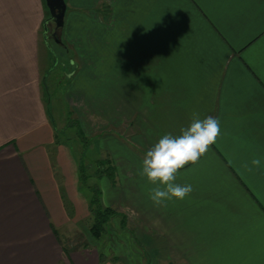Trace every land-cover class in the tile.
<instances>
[{
    "label": "crops",
    "instance_id": "0c3cea01",
    "mask_svg": "<svg viewBox=\"0 0 264 264\" xmlns=\"http://www.w3.org/2000/svg\"><path fill=\"white\" fill-rule=\"evenodd\" d=\"M64 2L61 38L76 65L68 95L103 121L93 135L73 107L96 138L88 146L115 165L116 186L99 182L101 204L131 211L132 254L147 264H264V0ZM47 17L44 0H0V264H118L62 243L89 211L73 157L54 143L49 48L39 41ZM194 116L218 118L220 135L176 175L192 192L156 205L144 156ZM120 127L130 147L104 133Z\"/></svg>",
    "mask_w": 264,
    "mask_h": 264
},
{
    "label": "rangeland",
    "instance_id": "374dc122",
    "mask_svg": "<svg viewBox=\"0 0 264 264\" xmlns=\"http://www.w3.org/2000/svg\"><path fill=\"white\" fill-rule=\"evenodd\" d=\"M47 10V8H46ZM47 15L49 17V11L47 10ZM47 17V18H48ZM46 18V20H47ZM47 42L44 41L42 36V29L39 36V41L41 44L43 43L49 48V63L46 80H45V88L47 90V95L45 100L48 98V108L51 113V121L55 128V140L54 143L58 145H63L66 154L73 157L74 159V170L77 171V166L81 162L86 167V171L88 170V174H92L94 171L95 161L98 158L110 157V155H106L104 152L99 157L98 148L92 146H87V131L85 133L81 130L83 137L85 139L79 138L75 133V128L69 126L70 120L77 119V116L73 112V107L79 106L82 111H84V120L87 127L91 128V133L93 135L100 134V130L102 127L103 121H101L100 116H96L94 114L87 113L89 109L87 107V99H78L72 100L69 95V87L72 82L73 73L76 70V65L74 64L75 59L73 54L71 53L68 46H66L64 40V31L61 38V30L56 31L57 38L60 39L61 43L55 42L52 37V32H54V24L52 22H48L47 24ZM43 85V83H42ZM44 86V85H43ZM44 90V89H43ZM48 96V97H47ZM70 99H69V98ZM73 98V97H72ZM86 127V130H87ZM123 130V127L115 129L106 130L104 133H112L115 135L121 136L120 138L126 141L127 146L130 145L128 141L129 136L131 134L130 129L127 127ZM123 133V136L121 135ZM126 134V135H125ZM90 143L95 144L96 138L94 136L89 139ZM85 141V142H84ZM130 147V146H129ZM111 158V157H110ZM88 167V169H87ZM105 179V178H103ZM77 180V179H76ZM106 180V179H105ZM108 181V180H107ZM89 185L95 184V178L91 177L88 181ZM99 183V181H98ZM79 194L85 199L90 197V193L87 188L81 183H76ZM114 197V196H113ZM112 198V197H111ZM110 198V199H111ZM115 209L116 211L123 213L118 210V206L114 199L105 202L102 206H107ZM122 210V209H120ZM128 215V223L126 225V229L122 230L119 228V218H113L107 228L105 234L100 239H93L91 234L89 233V225L91 223V218L88 216L79 222L77 227H65L63 235V245L66 249H83L87 246L91 250H96L100 254H103L102 257L104 260H113L118 261V264H146V259H138L132 254V245H131V211H126Z\"/></svg>",
    "mask_w": 264,
    "mask_h": 264
},
{
    "label": "clouds",
    "instance_id": "9594fccd",
    "mask_svg": "<svg viewBox=\"0 0 264 264\" xmlns=\"http://www.w3.org/2000/svg\"><path fill=\"white\" fill-rule=\"evenodd\" d=\"M220 131L218 118L208 116L200 119L194 116L187 127L181 128L179 135L164 134L146 152L140 174L157 185L150 194L154 204L183 200L192 192L190 184L175 182L176 175L185 165L198 163L210 151V146L216 143ZM260 164L259 158L252 160L253 166L259 167Z\"/></svg>",
    "mask_w": 264,
    "mask_h": 264
},
{
    "label": "trees",
    "instance_id": "16d2710c",
    "mask_svg": "<svg viewBox=\"0 0 264 264\" xmlns=\"http://www.w3.org/2000/svg\"><path fill=\"white\" fill-rule=\"evenodd\" d=\"M48 22L49 21L45 20L42 26V36L45 42H47ZM69 124V126L76 129L75 133L79 138L85 139L76 119L70 120ZM89 144L90 140L87 138V146ZM94 163V171L92 174H88V170L86 171V167L80 162L77 166V179L78 183L84 185L90 193V197L88 199V211L91 223L88 230L92 238L97 240L105 234L106 228L113 218H119V228L122 230L126 229L128 218L125 214L120 213L111 207H104L101 204V190L98 181L100 182L101 179L105 178L113 187L117 184L116 169L112 159L106 156L104 158L97 159ZM91 177L95 178V184L89 185L88 181ZM102 255L103 254L99 253V259L101 262L104 260Z\"/></svg>",
    "mask_w": 264,
    "mask_h": 264
},
{
    "label": "water",
    "instance_id": "95a60500",
    "mask_svg": "<svg viewBox=\"0 0 264 264\" xmlns=\"http://www.w3.org/2000/svg\"><path fill=\"white\" fill-rule=\"evenodd\" d=\"M45 6L49 11V17L46 21L54 24V32L52 37L55 42L61 43L60 39L57 38L56 31L61 30L64 24V16L66 11V4L64 0H44Z\"/></svg>",
    "mask_w": 264,
    "mask_h": 264
},
{
    "label": "flooded vegetation",
    "instance_id": "af4514ba",
    "mask_svg": "<svg viewBox=\"0 0 264 264\" xmlns=\"http://www.w3.org/2000/svg\"><path fill=\"white\" fill-rule=\"evenodd\" d=\"M52 35H53V32H52Z\"/></svg>",
    "mask_w": 264,
    "mask_h": 264
}]
</instances>
